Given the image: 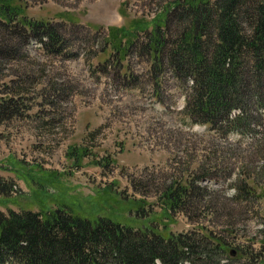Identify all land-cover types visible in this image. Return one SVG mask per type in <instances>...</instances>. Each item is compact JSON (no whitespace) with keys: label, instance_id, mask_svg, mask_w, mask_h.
<instances>
[{"label":"rangeland","instance_id":"rangeland-1","mask_svg":"<svg viewBox=\"0 0 264 264\" xmlns=\"http://www.w3.org/2000/svg\"><path fill=\"white\" fill-rule=\"evenodd\" d=\"M170 1L31 2L27 17L60 24L69 46L64 56H55L32 40L27 59L11 62L4 71L8 82L27 84L22 93L32 109L0 127V177L14 180L16 186L0 210L38 211L46 198L47 210L65 204L84 216L81 203L85 205L110 186L112 195L123 194L118 200L144 199L151 218L158 221L153 225L160 232L167 230L165 236L205 225L227 237L232 250L240 246L259 250L264 239V199L233 200L240 180L264 165V153L252 148L253 138L233 134L224 139L204 125H191L183 114L185 96L169 72L162 77V97L157 99L150 64L139 48L131 50L122 73L115 54L105 62L111 48L102 54L111 27L131 28L134 19H151ZM127 65L137 83L124 76ZM11 86L13 90L16 85ZM6 90L0 88V92ZM259 130L262 136L264 127ZM78 150H87V156H79ZM109 158L112 166L97 165ZM202 161L210 166L222 163L212 171L211 180L201 182L219 207L204 211L197 224L181 213L162 218L163 187ZM47 173L56 178L53 184L45 183L44 191L36 175L48 177ZM132 180L142 193L133 190ZM51 195H59L64 202H55ZM103 198L107 201L109 196Z\"/></svg>","mask_w":264,"mask_h":264},{"label":"trees","instance_id":"trees-1","mask_svg":"<svg viewBox=\"0 0 264 264\" xmlns=\"http://www.w3.org/2000/svg\"><path fill=\"white\" fill-rule=\"evenodd\" d=\"M32 1L0 0V88L7 89L0 92V127L32 109L22 93L27 84L8 82L7 66L27 59L32 40L55 56H64L69 46L60 24L27 17ZM104 41L102 54L112 50L105 62L115 54L121 73L131 50L139 48L150 64L159 100L162 77L169 72L185 96L183 114L191 125H204L224 139L251 136L253 150L264 153V134L258 135L259 126L264 127V0H171L153 18L134 19L131 28L111 27ZM126 68L124 76L135 83ZM78 151L87 156V150ZM97 163L108 167L114 161ZM221 166L202 161L163 187L162 218L181 213L197 224L204 211L219 207L201 182L211 180L212 171ZM47 175H36L44 191L45 183L53 184L56 178L54 173ZM131 185L142 193L135 180ZM14 186V180L0 177V206L11 199ZM235 191L233 200H263L264 165L244 176ZM118 196L123 194L112 195L110 186L98 191V196L81 203L84 216L65 204L47 210L46 198L38 211L0 210V264H264V239L257 251L240 246L235 258L227 237L205 225L165 236L167 230L160 232L153 225L158 221L151 218L144 199ZM50 198L64 202L59 195ZM261 233L264 237V225Z\"/></svg>","mask_w":264,"mask_h":264},{"label":"water","instance_id":"water-1","mask_svg":"<svg viewBox=\"0 0 264 264\" xmlns=\"http://www.w3.org/2000/svg\"><path fill=\"white\" fill-rule=\"evenodd\" d=\"M234 252L231 253V256L234 257L236 255L235 250H233Z\"/></svg>","mask_w":264,"mask_h":264}]
</instances>
